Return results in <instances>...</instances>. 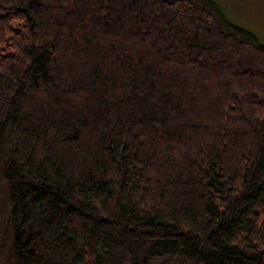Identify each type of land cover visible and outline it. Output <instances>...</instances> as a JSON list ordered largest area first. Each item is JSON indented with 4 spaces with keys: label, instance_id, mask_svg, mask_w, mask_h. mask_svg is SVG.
<instances>
[{
    "label": "trees",
    "instance_id": "16d2710c",
    "mask_svg": "<svg viewBox=\"0 0 264 264\" xmlns=\"http://www.w3.org/2000/svg\"><path fill=\"white\" fill-rule=\"evenodd\" d=\"M252 32L213 0H0V264H264Z\"/></svg>",
    "mask_w": 264,
    "mask_h": 264
},
{
    "label": "rangeland",
    "instance_id": "374dc122",
    "mask_svg": "<svg viewBox=\"0 0 264 264\" xmlns=\"http://www.w3.org/2000/svg\"><path fill=\"white\" fill-rule=\"evenodd\" d=\"M233 22L264 43V0H213ZM258 35V36H257Z\"/></svg>",
    "mask_w": 264,
    "mask_h": 264
}]
</instances>
